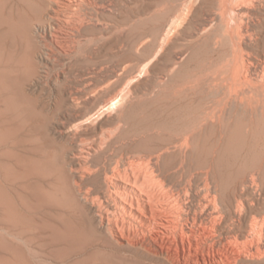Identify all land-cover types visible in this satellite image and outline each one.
I'll return each instance as SVG.
<instances>
[{"label":"bare ground","instance_id":"1","mask_svg":"<svg viewBox=\"0 0 264 264\" xmlns=\"http://www.w3.org/2000/svg\"><path fill=\"white\" fill-rule=\"evenodd\" d=\"M170 44L176 120L135 138L118 110ZM151 45L112 88L117 56ZM111 112L114 134L80 138L71 173L43 170L54 116L78 132ZM28 130L44 141L34 155L4 161ZM0 169V231L21 242L20 264H264V0H0Z\"/></svg>","mask_w":264,"mask_h":264},{"label":"rangeland","instance_id":"2","mask_svg":"<svg viewBox=\"0 0 264 264\" xmlns=\"http://www.w3.org/2000/svg\"><path fill=\"white\" fill-rule=\"evenodd\" d=\"M148 49H147L148 51L146 50L145 52L140 53L139 55L142 54L141 56H135V58H132L133 60L129 59L126 61L124 58H122L121 55L117 56L116 63L120 68L122 65L125 68L122 69L121 71L119 69L120 76H118V78L113 81L111 85L112 88H123L125 86L124 84L127 78L129 77V74L130 75L132 74L130 72H134L135 68L138 66V64L141 61L147 58L149 59V56L153 54V50H154L153 45H151ZM176 55H177V48L174 47L173 44L168 45L166 49L163 51V53L161 52L157 57L151 58V60L149 61L148 74L134 78L131 84L133 103L131 104V106H128L126 108H120L118 110V112L121 111L126 114H130L128 123H126L123 127L124 133H128L129 135H132L133 137L138 139L142 136L158 138L159 135L156 134L155 131L153 130H148L147 126L152 124L157 125L163 119L173 122L176 120V117L166 115V107H165V102L168 101L167 100L168 94L171 91H173L176 87L175 78L171 79L168 82L169 78L168 76H165L166 75L165 73H166V69L171 65ZM194 65H195L194 63H190L189 65L184 66L183 69L180 70V75L181 74L185 75L186 73H188L191 69H193ZM53 71L54 70H52V73ZM162 77L166 78L165 83L159 82ZM65 81H67L65 77H62L61 81L57 82L54 79L51 84L53 85L54 89H62L65 84ZM3 107L6 111L13 113V115L12 113H10L11 115L9 114L11 120L7 121V123L10 122L7 124V126L8 127L17 126V124L14 122L17 119L14 118L17 107L15 106L16 107L15 108L13 106L12 108L14 109L11 108V110L7 109V107L4 105ZM80 108L83 109L84 107L81 106ZM116 114H117L116 112L104 114L101 118L96 120V122L88 123L87 125H85L84 128L79 129L78 132H76V129L73 127L76 122L75 116L66 115L64 117H61L62 119L58 118L57 116H54V118L52 119L49 125V134L52 139V147H50L48 150H45L43 152L45 157L44 165L43 164L41 165L43 167V170L51 171L52 168L55 169L59 168L60 163H64L67 173L69 172L71 173L69 163L70 161H73L72 152L77 150L78 145L80 143V138H86L90 140L93 139L94 137L99 136V134L103 131L115 130L117 125L115 119ZM63 119H65L64 123H63ZM62 124L63 125L67 124L68 128L63 127ZM29 127L30 125L28 126V128ZM30 132L31 131L28 130L27 134L29 133L30 135L29 134L27 135L28 137L25 140L24 147H20V145H18L16 134L12 135L10 138L8 137L7 143L4 146L8 151L5 154L4 161L6 162L8 161L11 164L15 165V155L20 151L22 153H25L28 157L34 155L32 149L42 144V142L44 141L32 135L33 131L32 134ZM75 132L77 133L76 135ZM23 148H25L24 149L25 151L22 150ZM40 154H42V152L39 154L37 153L38 157L37 156L35 157L39 158ZM254 157L255 155L253 154L251 158ZM16 168H18L17 165ZM3 170L4 169H0L1 177H2V173L4 172ZM53 198L55 200H63L64 193L57 192L54 194ZM7 243L8 245L10 244L9 245L10 247L7 245ZM20 243L21 242L19 241V239L16 238L15 236L9 235L7 233L5 234V232L0 231V264H20L18 258L19 253L17 250L19 245H21ZM32 262L35 263V260H33Z\"/></svg>","mask_w":264,"mask_h":264}]
</instances>
